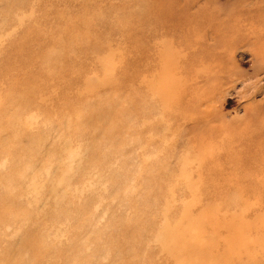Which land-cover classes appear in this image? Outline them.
<instances>
[{"label":"rangeland","instance_id":"obj_1","mask_svg":"<svg viewBox=\"0 0 264 264\" xmlns=\"http://www.w3.org/2000/svg\"><path fill=\"white\" fill-rule=\"evenodd\" d=\"M0 264H264V0H0Z\"/></svg>","mask_w":264,"mask_h":264},{"label":"bare ground","instance_id":"obj_2","mask_svg":"<svg viewBox=\"0 0 264 264\" xmlns=\"http://www.w3.org/2000/svg\"><path fill=\"white\" fill-rule=\"evenodd\" d=\"M231 20V19H230ZM232 22H234V21H232ZM231 24V23H230ZM228 27H230V26H228ZM225 33V32H224ZM226 35V34H225ZM231 43V42H230ZM229 74V73H228ZM250 82V81H249ZM205 251H207V250H205V249H203L201 252H196V254H193V252H191V251H187V252H185V258H188V259H192V258H194L196 255H200V256H202L203 255V253L205 252ZM206 253V252H205ZM204 253V255L203 256H205L206 254ZM191 255H194V257H191Z\"/></svg>","mask_w":264,"mask_h":264}]
</instances>
